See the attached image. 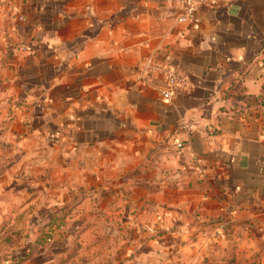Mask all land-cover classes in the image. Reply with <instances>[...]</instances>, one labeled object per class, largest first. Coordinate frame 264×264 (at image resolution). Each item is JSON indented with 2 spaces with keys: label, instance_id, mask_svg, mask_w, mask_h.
Returning <instances> with one entry per match:
<instances>
[{
  "label": "crops",
  "instance_id": "0c3cea01",
  "mask_svg": "<svg viewBox=\"0 0 264 264\" xmlns=\"http://www.w3.org/2000/svg\"><path fill=\"white\" fill-rule=\"evenodd\" d=\"M166 1L2 0L0 101L67 223L220 220L222 256L264 259V0L191 25ZM167 68L187 82L168 101Z\"/></svg>",
  "mask_w": 264,
  "mask_h": 264
},
{
  "label": "rangeland",
  "instance_id": "374dc122",
  "mask_svg": "<svg viewBox=\"0 0 264 264\" xmlns=\"http://www.w3.org/2000/svg\"><path fill=\"white\" fill-rule=\"evenodd\" d=\"M1 6L2 0L0 12ZM7 104L0 101V264H264L258 255L222 256L220 220L164 223L163 211L152 215L153 223H124L128 215L120 212L117 223H67L74 219L72 197L44 181L46 170L24 143L26 133L14 128ZM170 242L180 252L155 263L139 255Z\"/></svg>",
  "mask_w": 264,
  "mask_h": 264
},
{
  "label": "built area",
  "instance_id": "2783aa9c",
  "mask_svg": "<svg viewBox=\"0 0 264 264\" xmlns=\"http://www.w3.org/2000/svg\"><path fill=\"white\" fill-rule=\"evenodd\" d=\"M167 4L177 6L180 10L177 16V23L191 25L196 21V12L200 7L214 8L217 7L222 0H167ZM162 73L165 76L168 84V89L162 91V96L165 100H170L174 91L182 86L186 87V80L175 70L163 69ZM178 148H182V143H177Z\"/></svg>",
  "mask_w": 264,
  "mask_h": 264
}]
</instances>
